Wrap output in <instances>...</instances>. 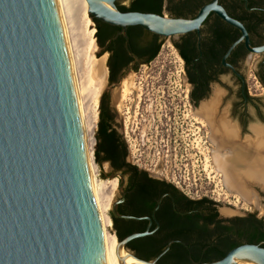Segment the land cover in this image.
Returning <instances> with one entry per match:
<instances>
[{
  "label": "water",
  "instance_id": "1",
  "mask_svg": "<svg viewBox=\"0 0 264 264\" xmlns=\"http://www.w3.org/2000/svg\"><path fill=\"white\" fill-rule=\"evenodd\" d=\"M116 1L86 0L88 15L92 21L93 17L120 27L125 39L126 28L132 25L168 38L199 31L214 12L241 33L224 57L241 40L252 54L264 50V44L251 45L244 25L228 15L218 0L203 4L192 18L121 11ZM212 159L224 174L225 188L259 207L255 187L233 179ZM246 190L253 200L245 197ZM117 202L110 206L115 216L142 218L118 213ZM111 233L116 236L114 230ZM149 233L145 229L120 240L116 236L119 264H125L120 251L156 264L169 244L151 260L140 259L126 248L130 240ZM249 263L264 264L263 246L244 242L220 259L194 264ZM0 264H105L56 0H0Z\"/></svg>",
  "mask_w": 264,
  "mask_h": 264
},
{
  "label": "flooded vegetation",
  "instance_id": "2",
  "mask_svg": "<svg viewBox=\"0 0 264 264\" xmlns=\"http://www.w3.org/2000/svg\"><path fill=\"white\" fill-rule=\"evenodd\" d=\"M181 1H186L187 9L196 10L184 15V18H192L203 4L211 0H165L164 6L173 7ZM218 3L228 15L244 25L252 46L264 44V0H218ZM165 12L170 15L168 11ZM95 25L94 22V29ZM110 26L106 27L108 32L104 46H98L106 54V88L117 84L121 86L124 75L135 69L147 56H139L129 51L124 41L122 47L126 51V59L111 69L108 61L112 51L106 50V45L118 42L123 34L118 26ZM240 34L236 27L210 12L199 31L192 30L169 39L173 44H176L181 36L192 41L191 50H186L185 53V78L190 87L189 96L194 110L202 116L206 124L211 142V158H214L233 179L241 184L254 186L261 202L264 190L260 191L258 187L264 186V94L251 92L250 72L254 73L256 81L264 87V50L252 54L241 40L224 57L229 46ZM167 39L168 37L157 36L161 45ZM176 50L178 52L177 48ZM106 96L107 94H103L101 101L112 119L114 113L106 105ZM129 112L120 96L117 103L118 128L115 129L110 124V129L115 131L119 140V165L114 169L109 159L105 161L109 164L111 174L117 175L118 193L115 200L118 202L115 209L122 215H130L129 212L133 210L137 217L142 218L119 217L120 225L117 228L123 230L127 224H131V229L137 232L148 229L150 233L145 236L153 238L154 246L164 250L169 244L166 251L175 253V259L186 252L185 258L194 264L198 261L190 252L205 249V235L201 226L207 224L208 228H213L214 223L210 218L223 225H232L235 219L253 215L264 223V219L253 211L245 209L242 215L223 216L225 214L220 212L219 200L187 195L170 178L146 163L141 154L144 150L141 151L140 158L133 160L129 143L130 132L135 138L147 132H143L140 126L132 129V125L126 123ZM157 133L160 136L159 141H163L164 129L159 128ZM142 145H146V142ZM222 175L224 176L220 172V177ZM223 176L218 179L221 185L224 183ZM129 185H132V188H128ZM146 217H150L151 222ZM232 238L240 244L247 242L243 236L236 234H233Z\"/></svg>",
  "mask_w": 264,
  "mask_h": 264
},
{
  "label": "rangeland",
  "instance_id": "3",
  "mask_svg": "<svg viewBox=\"0 0 264 264\" xmlns=\"http://www.w3.org/2000/svg\"><path fill=\"white\" fill-rule=\"evenodd\" d=\"M90 22L94 28V22L92 20ZM93 36V57L98 61H103L105 58L106 61V54L96 45L95 30ZM102 72L104 73L103 67ZM123 80L128 90L124 97V104L130 110L126 123L132 125V129L140 126L143 132H147L139 138H135V135L130 132L129 143L133 160L140 158V153L144 150L141 154L146 159V163L170 178L184 193L195 198L206 196L219 200L220 212L225 214L223 216L242 215L246 209L264 219V198L260 206L255 208L241 200L239 196L231 194L223 184L218 182L221 178L218 175L220 172L211 161V142L205 121L194 110L189 96L190 87L185 78L183 60L169 38L163 42L153 60L137 65L135 69L124 75ZM250 80L252 81L251 92L264 94V87L256 81L253 72H250ZM119 86V84L110 85L100 93L96 129L103 94H107L106 105L114 113L111 126L118 128L117 103L120 98L119 91L121 93ZM113 92L114 99H112ZM159 128H163L165 132L163 141H159L160 136L157 133ZM143 142H146V145L143 146ZM163 144L166 145L163 146ZM103 156L104 153L100 152L99 159L102 160L100 164L95 159L98 166V178L100 181L114 179L112 203L117 198L118 180L116 174H111L109 164L103 160ZM111 203L108 209L109 217ZM112 230L111 221L108 231L111 233Z\"/></svg>",
  "mask_w": 264,
  "mask_h": 264
},
{
  "label": "trees",
  "instance_id": "4",
  "mask_svg": "<svg viewBox=\"0 0 264 264\" xmlns=\"http://www.w3.org/2000/svg\"><path fill=\"white\" fill-rule=\"evenodd\" d=\"M164 1L165 0H127V2H123L120 0L116 1V5L121 11H141L164 14L166 10L170 16L173 17H184L185 13H194L196 11L193 9H187L185 5L186 1H181L173 7L170 5L165 7ZM92 19L96 24V45L102 48L107 38L108 30H106V27L111 26L110 24L97 20L93 17ZM126 35L127 39L121 35V39L118 42H111L106 45V50L112 51L108 61L111 69H114L126 59V51L122 47V43H124V41L129 51L139 56L147 54L142 63H149L158 54L161 47V42L157 40L158 35L143 29L139 25L127 26ZM174 46L178 49L180 56L184 60L185 68L187 69V57L185 53L186 50H191L192 41L188 37L181 36L180 40L174 44ZM99 108L100 112L98 115L97 129L94 132L95 159L97 163L100 164L102 160L99 159V153L103 152V160L109 159L112 167L117 169L120 155L119 140L115 131L110 129L111 118L109 117V113L103 101H101ZM128 188H132V185H129ZM204 199L208 198L204 197ZM116 211L121 213L118 209H116ZM129 214L136 216V213L133 210H131ZM110 217L113 224V230L119 240L132 232H137L131 229V224H127L123 230L117 228V226L120 225V218L111 212ZM210 221L214 223L213 228H208L207 224L201 226V230L205 235V241L203 242L205 249L203 251L192 250L190 252L191 256L196 259L198 263L220 259L228 250L239 245L240 243L234 241L232 238L233 234L243 236L248 243L260 244L264 247V223L262 219H257L253 215H250L246 218L235 219L232 225H223L219 223V221H214L213 218H210ZM153 241L154 240L151 236L138 237L130 240L126 244V248L136 257L144 260H150L163 250V248L154 246L152 244ZM185 253L175 259V253L165 251L156 263L192 264L189 259L185 258Z\"/></svg>",
  "mask_w": 264,
  "mask_h": 264
},
{
  "label": "bare ground",
  "instance_id": "5",
  "mask_svg": "<svg viewBox=\"0 0 264 264\" xmlns=\"http://www.w3.org/2000/svg\"><path fill=\"white\" fill-rule=\"evenodd\" d=\"M56 2L68 51L83 147L102 230L104 261L105 264H119L120 260L116 256V236L108 231L111 224L108 209L115 183L114 179L99 180L98 166L94 157V132L96 129L98 97L102 90L106 88L105 61H98L92 55L95 29L91 26L86 0H56ZM126 88V82L123 80L120 93L122 99L128 92ZM114 98L115 93L113 92L112 99ZM213 165L211 166L213 167ZM215 168H217L216 165ZM218 175L220 176L219 173ZM249 193V190L243 191L245 197L248 198L251 197ZM234 195L238 196L237 194ZM254 203L257 206L255 200ZM120 256L124 259L125 264H146L132 258L123 251H120Z\"/></svg>",
  "mask_w": 264,
  "mask_h": 264
}]
</instances>
